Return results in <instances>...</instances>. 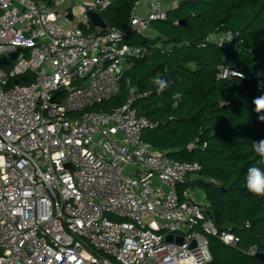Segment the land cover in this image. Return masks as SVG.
Here are the masks:
<instances>
[{
    "label": "built area",
    "instance_id": "2783aa9c",
    "mask_svg": "<svg viewBox=\"0 0 264 264\" xmlns=\"http://www.w3.org/2000/svg\"><path fill=\"white\" fill-rule=\"evenodd\" d=\"M115 1L0 0V59L10 60L0 66V264H210L208 235L239 247L233 225L217 227L191 190L203 166L143 139L154 125L134 107L139 95L88 110L148 55L126 34L167 19L164 0H140L125 30L91 21ZM235 36L209 39L225 47ZM27 73L33 81L20 84ZM236 75L225 67L219 77Z\"/></svg>",
    "mask_w": 264,
    "mask_h": 264
},
{
    "label": "trees",
    "instance_id": "16d2710c",
    "mask_svg": "<svg viewBox=\"0 0 264 264\" xmlns=\"http://www.w3.org/2000/svg\"><path fill=\"white\" fill-rule=\"evenodd\" d=\"M139 1L116 0L103 18L125 30ZM152 29L156 34H126V42L150 51L123 73L118 94L88 110L119 108L131 95L129 88H135L134 107L154 125L144 132L145 142L170 158L203 166L190 185L204 191L214 224L233 225L240 238L234 248L208 235L210 264H264L247 253L252 246L264 252V196L245 187L247 170L259 166L252 142L264 139V122L258 119L264 113H256L253 104L264 95V0H180L167 19L152 22ZM225 31L236 34L227 46L209 39ZM225 67L240 75L220 78ZM157 75L168 82L163 92L153 83ZM19 80L28 85L33 75ZM15 81L11 78L9 85ZM176 93L182 98L173 107Z\"/></svg>",
    "mask_w": 264,
    "mask_h": 264
},
{
    "label": "clouds",
    "instance_id": "9594fccd",
    "mask_svg": "<svg viewBox=\"0 0 264 264\" xmlns=\"http://www.w3.org/2000/svg\"><path fill=\"white\" fill-rule=\"evenodd\" d=\"M153 83L157 86L158 92H163L168 87V82L164 79H161L159 75L153 77ZM129 91L134 93L136 89L129 88ZM181 98V93L175 94L173 97L175 101L173 107H175L180 102ZM253 104L255 105L256 113H264V95L254 98ZM258 119L261 122H264V115L258 116ZM252 147L256 155L259 157V166H252L247 170L245 176V187L254 196H264V139L253 141Z\"/></svg>",
    "mask_w": 264,
    "mask_h": 264
},
{
    "label": "water",
    "instance_id": "95a60500",
    "mask_svg": "<svg viewBox=\"0 0 264 264\" xmlns=\"http://www.w3.org/2000/svg\"><path fill=\"white\" fill-rule=\"evenodd\" d=\"M88 15H89L91 21L93 23H95L96 25H98V26H100L102 28H106L107 27V22L105 21V19L102 17V15L99 12H97V11H90L88 13ZM17 54H18V52L12 53L10 55V58L15 59L17 57ZM9 64H10V60L7 57H3V58L0 59V66H2V65H9ZM16 82L19 83V80H17ZM81 84L82 83L77 80V81H74L72 83V86L81 85ZM208 214L210 215L211 218H213V216L211 214V211L208 210ZM167 240L168 241H171L172 240V236H168ZM183 241H184V239L182 237H180L178 239V242L179 243H183ZM195 244H196L195 241H193L192 242V246H194ZM256 257L259 258V259H261V260H263L264 259V252L258 253L256 255Z\"/></svg>",
    "mask_w": 264,
    "mask_h": 264
},
{
    "label": "rangeland",
    "instance_id": "374dc122",
    "mask_svg": "<svg viewBox=\"0 0 264 264\" xmlns=\"http://www.w3.org/2000/svg\"><path fill=\"white\" fill-rule=\"evenodd\" d=\"M75 16H76V20H77V22H80L81 19L78 18V17H79L78 10H75ZM62 22H63L64 26L67 27V28H69V27L71 26V25H70L68 22H66L65 20H63ZM152 30H153V29H152ZM152 30H150V32H149L150 35H153ZM190 186H191V190L193 191V193H194V195H195V197H196V200H197L198 202H203V201L206 200V197H205V193H204V191H203V190H202L197 184L193 183V184L190 185Z\"/></svg>",
    "mask_w": 264,
    "mask_h": 264
},
{
    "label": "crops",
    "instance_id": "0c3cea01",
    "mask_svg": "<svg viewBox=\"0 0 264 264\" xmlns=\"http://www.w3.org/2000/svg\"><path fill=\"white\" fill-rule=\"evenodd\" d=\"M179 1H180V0H164L165 8H166L167 10H170V9L176 7V6L178 5ZM152 32H153V30H152ZM153 33H155V32H153ZM155 34H156V33H155ZM197 178H198V177L195 176V177H193L191 180H194V179H197ZM205 202H206V200L203 201V203H205Z\"/></svg>",
    "mask_w": 264,
    "mask_h": 264
}]
</instances>
